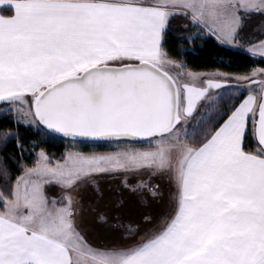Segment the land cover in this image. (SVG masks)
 Instances as JSON below:
<instances>
[{"label": "snow or ice", "instance_id": "1", "mask_svg": "<svg viewBox=\"0 0 264 264\" xmlns=\"http://www.w3.org/2000/svg\"><path fill=\"white\" fill-rule=\"evenodd\" d=\"M208 38L264 63V0H0V264H264V66Z\"/></svg>", "mask_w": 264, "mask_h": 264}, {"label": "trees", "instance_id": "2", "mask_svg": "<svg viewBox=\"0 0 264 264\" xmlns=\"http://www.w3.org/2000/svg\"><path fill=\"white\" fill-rule=\"evenodd\" d=\"M203 45V47H201ZM178 58H186L189 64L194 71H212L216 68H221L222 70L243 73L248 70L249 65L253 63L256 66H264V63L260 61H252L243 53H235L228 51L226 49L220 48L217 46L216 42L208 38L204 40H196L194 45L190 47L189 51L180 53ZM221 58L224 60H231L232 67H226L225 65L219 64ZM22 133L29 139L44 140L47 139V143H41L40 147H44L46 151L53 156L54 159H58L60 155L68 149L69 141L55 137V138H45L44 134L41 133L38 137L31 136L28 132H25L24 129H21ZM87 142L88 141H82ZM82 150L89 152L92 150L97 151H111V148L108 144L97 145L96 148H92L90 143L82 147Z\"/></svg>", "mask_w": 264, "mask_h": 264}, {"label": "rangeland", "instance_id": "3", "mask_svg": "<svg viewBox=\"0 0 264 264\" xmlns=\"http://www.w3.org/2000/svg\"><path fill=\"white\" fill-rule=\"evenodd\" d=\"M88 144H89V143H87V142H79V143L77 144V148H76V150H78V151H83V150H82V147L85 146V145H88ZM90 146L94 149V148H96L97 145L90 143ZM108 146L111 148V150H114V149H113V146H111V145H108ZM137 146H139V145H137ZM70 147H71V142L69 141L68 149H69ZM68 149H67V150H68ZM83 152H85V151H83ZM83 227L85 228V230H87V229L90 227V225L87 224V223H85V224L83 225Z\"/></svg>", "mask_w": 264, "mask_h": 264}]
</instances>
